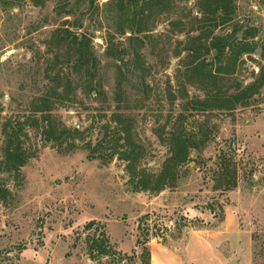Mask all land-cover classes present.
<instances>
[{
    "label": "rangeland",
    "instance_id": "1",
    "mask_svg": "<svg viewBox=\"0 0 264 264\" xmlns=\"http://www.w3.org/2000/svg\"><path fill=\"white\" fill-rule=\"evenodd\" d=\"M108 1L91 7L89 0H0V162L9 132L28 155L18 172L0 170V264H150L153 239L176 247L187 264H264V87L250 105L232 111L189 105L204 98L185 72L189 38L210 28L201 22L198 0L152 6L151 14L145 8L131 45L130 33L117 34L139 57L133 76L120 79L106 56L114 32ZM78 2L79 32L93 38L104 68L103 94L79 89L51 107L57 123L75 134L56 142L46 137L36 108L56 77L57 70L48 71L54 33L72 27L68 6ZM237 7L245 28L261 30L259 41L264 0H237ZM231 30L228 24L214 34ZM263 52L259 46L231 80L225 76L229 92L256 79ZM62 72L67 75V66ZM118 82L129 100L121 106L114 101ZM117 114L130 122L140 151L131 166L108 158L109 147L101 145ZM181 124L197 135L198 148L190 149L175 182L145 187V178L157 176L170 157V133ZM104 233L115 253L94 260L90 240Z\"/></svg>",
    "mask_w": 264,
    "mask_h": 264
},
{
    "label": "trees",
    "instance_id": "2",
    "mask_svg": "<svg viewBox=\"0 0 264 264\" xmlns=\"http://www.w3.org/2000/svg\"><path fill=\"white\" fill-rule=\"evenodd\" d=\"M177 1L182 0H109L105 4L108 9V20L112 22L114 28V32H108L106 38L108 45L106 56L111 59L108 66L116 65L120 79L124 80L127 76H133L135 71L132 68L134 66L132 62L135 56L139 57L137 51H133L129 46L126 47L125 43L117 38V34L130 33L131 35L127 38L128 43L130 45L135 43L142 31L139 26L146 21L148 16L144 15L145 8H148L151 14L152 6L164 10L163 8L173 7ZM94 2L96 0H89L91 7ZM79 4L78 2L68 6V11L74 18V22L70 24L72 27L58 29L54 33L53 40L57 45L54 49L56 54L54 60L48 64V71L57 70L54 73L56 77L51 81L52 85L41 97V103L36 108V111L43 115L46 137L56 142L68 135L74 137L75 134L57 123L51 107L57 102L62 103L70 99L79 89L96 92L97 96L103 94L100 79L104 68L101 67L100 57L92 45L93 38L86 32H79L83 27V18L78 15H82L81 12L78 13L81 9ZM198 6L202 13L201 22L209 24L210 28L189 38L185 48L187 50L185 72L191 85L203 91L204 98L196 97L188 102L189 105L192 104L200 111L216 109L232 111L238 106L250 105L254 96L259 94L264 87V66L260 67V72L252 83L246 86L239 84L236 90L230 88V92L225 87L224 79L227 75L231 80L245 55L254 53L259 46L264 51V36L257 42L254 40L261 30L245 28L239 20L237 0H198ZM228 24L232 28L230 32L214 34L215 29ZM241 32L243 34L240 37ZM208 56L213 59L212 62H209ZM262 57H264V52ZM66 66L68 73L64 75L62 70ZM116 87L114 101L117 106L128 104L129 100L123 83L118 82ZM113 121L116 125L105 128L101 145L109 147L111 152L108 158L118 156L131 166L137 162L140 151L133 143L130 122L120 114L115 115ZM182 127L181 124V129L176 126L172 128L169 138L171 155L157 176L145 178L146 180L142 183L145 187L154 190L175 182L179 176L178 168L187 161L190 149L198 148L197 135L187 134ZM17 143L14 132H9L8 144L4 148V155L0 162L1 171L16 173L26 164L28 155ZM201 145H205V140ZM120 147L122 149H119ZM2 191L4 190L0 184V192ZM94 225L95 222L89 223L87 229H91ZM89 251L94 260L115 253L105 233L99 237L94 236L90 240Z\"/></svg>",
    "mask_w": 264,
    "mask_h": 264
},
{
    "label": "crops",
    "instance_id": "3",
    "mask_svg": "<svg viewBox=\"0 0 264 264\" xmlns=\"http://www.w3.org/2000/svg\"><path fill=\"white\" fill-rule=\"evenodd\" d=\"M173 248V249H172ZM176 247H169L161 240L149 243L150 264H187V260L174 251Z\"/></svg>",
    "mask_w": 264,
    "mask_h": 264
}]
</instances>
